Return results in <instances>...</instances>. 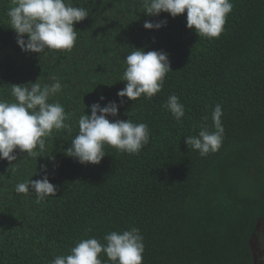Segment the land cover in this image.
Returning <instances> with one entry per match:
<instances>
[{"label":"trees","instance_id":"16d2710c","mask_svg":"<svg viewBox=\"0 0 264 264\" xmlns=\"http://www.w3.org/2000/svg\"><path fill=\"white\" fill-rule=\"evenodd\" d=\"M67 2L89 13L75 25L73 49L38 55L18 46L11 0H0V99L14 102L12 85L56 76L62 91L49 103L64 107L72 129H53L40 157L0 160V264H51L81 239L103 242L132 227L143 237L142 264H253L250 239L264 222V0H230L218 38L188 29L186 12L149 16L142 0ZM165 20L158 30L143 27ZM136 49L163 50L172 69L151 99L125 97L119 107L116 118L145 123L150 142L138 154L106 145L100 164L82 165L65 155L79 116L95 102L120 105L124 58ZM173 94L185 108L180 121L163 107ZM217 104L222 144L201 156L185 137L214 130ZM42 165L56 196L17 194L18 183L42 178Z\"/></svg>","mask_w":264,"mask_h":264},{"label":"clouds","instance_id":"9594fccd","mask_svg":"<svg viewBox=\"0 0 264 264\" xmlns=\"http://www.w3.org/2000/svg\"><path fill=\"white\" fill-rule=\"evenodd\" d=\"M142 6L149 16H159L163 12L175 18L186 12L187 28L207 38L220 36L226 17L232 10L230 0H142ZM7 16L21 50L39 55L46 54V50L71 51L78 35L75 25L85 20L89 13L67 0H11ZM166 23V20L157 23L145 21L143 27L158 30ZM124 61L126 69L122 81L126 83L117 93L121 98L120 105L115 101H109L103 107L99 102L93 103L90 115L85 111L79 116V131L65 149V155L82 165L100 164L107 155L106 145L128 154H138L150 142V130L145 123L116 117L124 103L123 98L130 101L142 96L151 99L162 90L167 73L172 71L169 56L163 50L136 49L126 55ZM50 79L52 82L43 86L38 79L30 87L26 84L12 85L14 102L0 99V160L11 164L18 159L17 153L40 157L45 151L44 138L51 135L53 129L72 132L69 124L65 123L64 107L58 101L49 103L50 98L60 93L63 87L58 77ZM104 99L100 97L101 101ZM163 107L177 121L185 115L184 105L175 94L168 97ZM221 116L222 108L217 104L211 116L214 130L210 131L205 125L198 135L186 136L187 147L198 150L201 156L218 151L224 133ZM41 171L44 173L41 179L18 183L16 193H34L38 200L56 196L57 186L49 181L47 165H42ZM143 252L140 230L132 227L105 234L103 242L95 237L81 239L69 254L56 256L51 264H142ZM101 254L107 260H103Z\"/></svg>","mask_w":264,"mask_h":264},{"label":"flooded vegetation","instance_id":"af4514ba","mask_svg":"<svg viewBox=\"0 0 264 264\" xmlns=\"http://www.w3.org/2000/svg\"><path fill=\"white\" fill-rule=\"evenodd\" d=\"M264 222L256 224V233L250 239L251 248L254 254L253 264H264Z\"/></svg>","mask_w":264,"mask_h":264}]
</instances>
